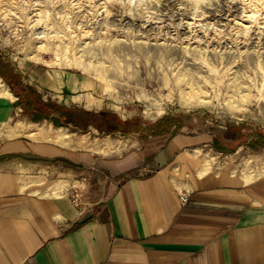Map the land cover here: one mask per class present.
Instances as JSON below:
<instances>
[{
    "label": "rangeland",
    "instance_id": "374dc122",
    "mask_svg": "<svg viewBox=\"0 0 264 264\" xmlns=\"http://www.w3.org/2000/svg\"><path fill=\"white\" fill-rule=\"evenodd\" d=\"M23 90L52 117L90 112L117 130L39 120L65 145L88 131H199L264 177V0H0V95Z\"/></svg>",
    "mask_w": 264,
    "mask_h": 264
},
{
    "label": "crops",
    "instance_id": "0c3cea01",
    "mask_svg": "<svg viewBox=\"0 0 264 264\" xmlns=\"http://www.w3.org/2000/svg\"><path fill=\"white\" fill-rule=\"evenodd\" d=\"M21 111L0 95V264H264V177L212 136L88 131L68 146ZM203 150L221 160L204 167Z\"/></svg>",
    "mask_w": 264,
    "mask_h": 264
},
{
    "label": "trees",
    "instance_id": "16d2710c",
    "mask_svg": "<svg viewBox=\"0 0 264 264\" xmlns=\"http://www.w3.org/2000/svg\"><path fill=\"white\" fill-rule=\"evenodd\" d=\"M24 92L25 90H23L21 94L18 92L17 93L15 92L18 97L17 104L23 108L25 113L30 117L32 121L38 122L42 118H47L53 122L54 126H73L80 130L86 129L89 126L100 128L98 126L99 124H96L94 121L86 118L87 116L93 115L90 112H82V113L80 112L82 114L81 116H71V115L69 116L68 113L66 112H65L66 113L65 115L63 114V112L62 113L60 112V116H59L60 118H56L55 116L52 117L50 116L49 112L44 113L43 108L39 107V105L42 104L40 103L39 100L37 103H40V104L38 105L33 104L31 100L29 101V99L25 95H23L25 94ZM101 122H102L101 124L102 126H105L107 123V121L103 120V118L101 119ZM99 130L101 132H104V131H110V132L115 131L116 132L117 131V130H111V129H105V128L103 129L100 128ZM150 131L151 133H155V132H160L163 130H150ZM134 132L136 131H129L128 133L121 132L120 135L126 136Z\"/></svg>",
    "mask_w": 264,
    "mask_h": 264
},
{
    "label": "bare ground",
    "instance_id": "6f19581e",
    "mask_svg": "<svg viewBox=\"0 0 264 264\" xmlns=\"http://www.w3.org/2000/svg\"><path fill=\"white\" fill-rule=\"evenodd\" d=\"M37 59H38V58H37ZM4 92H5L6 95L11 96V93H10L8 90L5 89ZM57 129H58V128H57ZM51 130H52V129H51ZM51 130H50V131H51ZM58 130H60V129H58ZM56 131H57V130H56ZM49 134H50V133H49ZM59 134H60V133H59ZM45 136H46V135H45Z\"/></svg>",
    "mask_w": 264,
    "mask_h": 264
},
{
    "label": "built area",
    "instance_id": "2783aa9c",
    "mask_svg": "<svg viewBox=\"0 0 264 264\" xmlns=\"http://www.w3.org/2000/svg\"><path fill=\"white\" fill-rule=\"evenodd\" d=\"M181 199H182L183 202L186 200L185 197H183V196H181Z\"/></svg>",
    "mask_w": 264,
    "mask_h": 264
}]
</instances>
